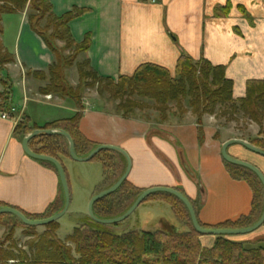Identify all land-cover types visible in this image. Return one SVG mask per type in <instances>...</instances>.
Returning a JSON list of instances; mask_svg holds the SVG:
<instances>
[{
  "label": "crops",
  "instance_id": "1",
  "mask_svg": "<svg viewBox=\"0 0 264 264\" xmlns=\"http://www.w3.org/2000/svg\"><path fill=\"white\" fill-rule=\"evenodd\" d=\"M51 4L56 17L74 9L85 11L69 25L76 44L91 36L89 50L76 60V72L78 64L89 62L101 78L118 80L132 77L144 64H153L175 76L178 60L185 54L195 61L205 59L213 66L225 67L227 78L234 83L235 100L246 98L249 82L264 81V0H51ZM2 27L1 41L13 62L0 71V208L42 215L60 197L59 175L24 152L26 137L17 134L16 128L26 119L30 127L44 129L74 118L78 110L70 99L41 93L49 82L33 74L48 76L56 57L32 29L28 11L3 15ZM70 84L75 87L78 81ZM83 105L80 133L95 148L107 145L126 151L132 160L128 181L136 188L183 192L195 205L199 222L206 226L251 214L253 190L248 183L232 179L221 154L229 140L248 142L243 136L225 142L216 139L219 129L209 121L201 144L191 114L184 125L167 124L154 130L139 119L126 120L101 107L94 109L88 98ZM3 114L9 118L3 119ZM29 146L34 151L31 142ZM240 147L232 146L229 154L238 158ZM250 153L253 161H243L254 162L264 174V157L256 160ZM60 162L73 201L68 212L76 224L88 215L89 202L103 184V167L64 155ZM3 220L16 221V217L4 215ZM137 221L153 223L151 227L179 228L164 203L147 204ZM23 230L18 228L16 235ZM259 231L264 235V226ZM3 234L0 226V239ZM207 237L201 242L211 248L215 240Z\"/></svg>",
  "mask_w": 264,
  "mask_h": 264
},
{
  "label": "trees",
  "instance_id": "2",
  "mask_svg": "<svg viewBox=\"0 0 264 264\" xmlns=\"http://www.w3.org/2000/svg\"><path fill=\"white\" fill-rule=\"evenodd\" d=\"M30 6L32 14L29 22L32 29L42 38L47 47L56 57L55 64L50 68L49 75L34 73V77L48 81L49 85L41 90L43 94H54L63 99L72 100L77 107L74 118L59 124L46 126L43 130H64L68 132L75 144V150L80 158H85L94 150L95 145L88 141L79 130V123L84 115L82 87H94L96 83L104 85L100 94L109 93L113 100H122L129 93L139 97L153 100L160 113L162 122L168 120L167 113L170 104L186 113L185 101H188L192 114L197 118L198 139L204 141L203 118L206 115H216L221 112V118H227L228 122L245 119L263 127L264 125V81H251L247 85L245 99L235 100L233 91L234 83L226 76V68L213 66L209 61L201 59L195 61L183 54L177 63L176 74H172L165 68L144 64L140 66L132 77H120L117 82L113 79L101 78L92 68L89 62L77 65L80 77V85L74 90L66 81L65 71L68 66H74L78 56L89 50L91 36L87 35L84 42L76 44L70 32V23L81 17L85 11L74 9L62 17H56L53 13L51 0H0V55H5L4 65L13 62L3 47L1 36L3 34L2 17L5 14H17L24 12ZM46 21L44 28L40 23ZM55 41L65 42L64 49H59ZM72 50L70 58L66 59L64 53ZM70 60V63H69ZM93 81L89 84V81ZM141 107L139 103L122 102L118 111L123 112L124 117ZM39 128L30 127L26 119L21 122L16 133L27 137ZM252 145L264 150V129L259 137L250 140ZM34 152L54 157L60 161V155L70 157L69 143L62 136L42 135L31 141ZM119 153L103 151L91 162L102 165L105 173L113 169V155ZM126 164L127 161L124 158ZM57 172L54 165L46 163ZM226 168L232 179L248 183L254 193L252 212L247 217H241L236 221H227L218 226L202 227L217 230H239L255 225L264 212V187L260 179L250 170L225 162ZM58 173V172H57ZM119 176L117 181L123 176ZM116 181V182H117ZM144 191L131 185L128 180L113 195L105 198L94 206V213L101 219H113L123 215L134 204ZM183 193V192H182ZM132 194V202L129 197ZM184 194V193H183ZM164 202L168 204L178 220L188 225V230L181 232L170 227L155 232L132 231L118 235L112 232L114 226L98 224L91 220L75 229L67 241H62L57 236L59 229L55 222L45 227L46 232L38 235L35 227L24 225L27 236L33 238L21 249L13 241L10 246L4 248L0 245V264H264V240L253 244L250 242H236L229 237H215L213 247L206 248L201 242L204 237L195 231L186 206L174 196L169 194H156L146 201ZM193 204V203H192ZM65 199L62 186L60 197L42 215L26 217L30 220H46L64 208ZM196 213L197 209L193 204ZM10 216V215H8ZM4 215L0 216L3 219ZM9 233L6 242L14 238V226Z\"/></svg>",
  "mask_w": 264,
  "mask_h": 264
},
{
  "label": "rangeland",
  "instance_id": "3",
  "mask_svg": "<svg viewBox=\"0 0 264 264\" xmlns=\"http://www.w3.org/2000/svg\"><path fill=\"white\" fill-rule=\"evenodd\" d=\"M26 10L28 11L29 15H31L33 13L32 10L30 9V6H28ZM45 25H46V21H43L42 23H40V26H41L40 28H44ZM54 43L59 49H64L66 46L65 42L55 41ZM67 52H70V54ZM71 52H72V50H66L64 53V57H66V59L67 58L69 59L70 56L72 55ZM4 57H5V55H0V71L4 67L3 62H4V59H6ZM69 63H70V60H69ZM75 65L74 66H71V65L68 66L66 71H65L66 81L69 84V86H71L74 90H76L80 85L79 72H76V70L74 69ZM73 80L78 81V85H76L75 87L70 84L71 81H73ZM117 81L118 80H115V82H117ZM92 82L93 81L90 80L89 84H91ZM104 86H105V83H104V85L96 83L94 85V87H87V88L82 87L81 89H82L83 100H84V98H88L91 100V103L94 104V109L101 107V108L105 109V111L107 113L110 112V113L117 114L126 120L139 119L143 122L150 124L152 129H154V130L156 128H158L159 126H164L167 124L184 125L186 123L187 116L190 114L195 118V123L197 124V118L192 114V110L189 108L188 101H185V104H184V109L187 110V112L185 114L182 113V111H180L176 107V104H170V111L167 113L168 120L165 122H162L161 118H160V113L156 107V103L153 100L143 98V97H139L138 95L132 96L129 93H127L123 97L122 100H113L111 98V95L107 92L104 94H100L101 87H104ZM50 95H54V94H50ZM122 102L139 103V105L141 107L136 109L133 112V114L131 111V114L129 115V117H124L123 112L118 111L119 106L122 104ZM220 115H221V112L219 110H217L216 115H206L203 118V125H204V128H203L204 141H203V143L205 142V127H206L207 122H209V121L212 122V124L217 126L219 129L217 131L215 138L219 139L221 141H224V142L227 141V139H229V137L233 138L235 136H243L244 138H246L248 140V142H250V140L257 139L259 137V134H260L262 128L264 129V125H263V127H261V126L257 125L256 123L249 121V120H245V119H240L238 121L228 122L227 118H221ZM203 143H201V144H203ZM239 150H240V154L236 153V155L238 156V158L236 157L237 159L244 160V158H245V159H249L250 161H253L252 158L248 157V155H251L249 150L245 149L244 147H240ZM252 154H254V153H252ZM112 155H113V162H112L113 169H112V171H109L108 173H105V171L103 170L104 181H103L102 186L98 189L97 193H100V192L105 191V190L109 189L110 187H112L116 183L119 176L124 171H126V169H127V164H126L124 158H122L118 154H112ZM254 156H255L254 158H256V160H258V158H261L257 154H254ZM224 163H225V161H224ZM252 164L255 166L257 165L254 162ZM225 166H226V164H225ZM257 167L259 168V166H257ZM128 182L132 185V183L130 181H128ZM130 196L131 197H129V200L131 203L132 202V194ZM72 202L73 201L71 198L70 207L72 205ZM149 203H156L157 204V203H164V202H156V201H152V200L151 201H145L138 208L139 211H136L128 220H126L123 223L114 225V227L111 228L112 232L115 234H118V235H122V234H126V233H129L132 231L155 232L158 230H164L162 228V225L156 226V227H151L152 225H154L153 223L144 224V223H141L138 221L136 222L137 215L140 212H142L143 208H145L146 205ZM164 204H166V203H164ZM166 205H168V204H166ZM169 208L171 209L170 206H169ZM171 211H172V209H171ZM59 221L61 223V226H60ZM59 221L57 222L58 226H59V229L57 231V236L62 241H67L75 229L79 228L80 226H82L84 224H88L90 222L89 215H85L83 219H80V221L75 224L76 221H75L74 217L70 214V212H68ZM176 221L178 222V226H179V228L177 227V229H179L181 232H184V231L189 229L188 225L181 222L180 220H178V218H176ZM0 226L3 227V229H4L3 237L0 239V245H1V242L2 243L5 242L4 244H2V245H4V248H7L8 246H10V242L14 240V242L18 244V247L23 249V247H25L28 242L34 240L33 238H30L28 236L24 237V234H27V232L25 230L22 231V233L19 237H18V235H16V231L18 228L24 229L22 227L21 223L17 220L16 221H14V220L13 221H6L3 219H0ZM14 226H21V227H18L17 229H15L14 238L11 239L9 242H6L8 236H9V233L12 232L13 228H15ZM259 230L253 234H250V235L234 236V237H229V238L232 241L250 242L253 245V244L257 243L258 241L264 240V235H261L259 233L260 232ZM35 232L38 235H42L46 232V229L35 227ZM206 237L207 236H204L201 239L205 240ZM207 239L215 240V237L210 236V237H207Z\"/></svg>",
  "mask_w": 264,
  "mask_h": 264
},
{
  "label": "water",
  "instance_id": "4",
  "mask_svg": "<svg viewBox=\"0 0 264 264\" xmlns=\"http://www.w3.org/2000/svg\"><path fill=\"white\" fill-rule=\"evenodd\" d=\"M42 135L62 136L64 138H66V140L69 143L70 157L74 161L79 162V163H89L99 153H101L103 151H113V152L119 153L122 156H124V158L126 159L127 169H126L125 173L123 174V176L112 187H110L109 189H107L105 191L98 193L89 202L88 215L92 221H94L98 224L106 225V226H114V225L123 223L126 220H128L150 196L156 195V194H169V195L174 196L175 198L179 199L186 206L195 231L198 232L202 236H211V237L246 236V235H250V234L255 233L261 227L264 226V212H263L260 220L255 225H253L249 228H244V229H239V230L206 229V228L202 227V225L200 224L196 210H195L192 202L188 199V197H186L182 192H180L177 189L165 188V187H157V188H151V189L145 190L137 198V200L134 202V204L128 209V211L119 217H116L113 219L98 218L94 213L95 204L98 203L99 201H101L105 198H108L109 196L115 194L122 187V185L128 180L129 175H130L131 170H132V160H131L130 156L128 155V153L126 151H124L121 148L114 147V146L101 145V146L95 148L89 154V156H87L85 158H80V157H78V155L76 153L74 141L68 132H66L64 130H43V129L34 131L32 134L28 135L23 140V150L29 157H31L35 160L41 161V162L50 163V164L55 166V168L57 169L59 179H60V183H61L63 193H64V199H65L64 208L62 209V211H60L59 213H57L53 217L46 219V220H39V221L30 220L20 210L15 209V208H10V207L0 208V216H2V215L14 216L18 220H20L24 225L29 226V227H47V226H49L55 222H58L60 219H62L68 213V211L70 209V204H71V191H70L69 181L67 178V173H66L64 166L62 165V163L58 159L51 157V156L38 154V153H36L30 149V146H29L30 142L33 139H35L39 136H42ZM235 145L242 146L245 149L249 150L250 152L257 154L261 157H264V150L259 149V148L255 147L254 145H252L251 143L246 142L244 140L233 139V140H229L228 142H226L223 145L222 151H221L222 158L224 159L225 162H227L231 165L239 166V167L246 168V169L250 170L260 179V181L264 187V174L257 166L251 164L250 162L236 159L229 154L228 150L232 146H235Z\"/></svg>",
  "mask_w": 264,
  "mask_h": 264
},
{
  "label": "built area",
  "instance_id": "5",
  "mask_svg": "<svg viewBox=\"0 0 264 264\" xmlns=\"http://www.w3.org/2000/svg\"><path fill=\"white\" fill-rule=\"evenodd\" d=\"M148 1H150V2H152V3H155V0H148ZM12 112H14V110H12ZM2 118L6 120V119L9 118V115H8V114H3V115H2Z\"/></svg>",
  "mask_w": 264,
  "mask_h": 264
}]
</instances>
